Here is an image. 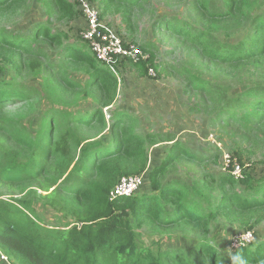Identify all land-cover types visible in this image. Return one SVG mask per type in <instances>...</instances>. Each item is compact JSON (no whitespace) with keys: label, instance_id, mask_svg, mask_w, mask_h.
Instances as JSON below:
<instances>
[{"label":"trees","instance_id":"obj_1","mask_svg":"<svg viewBox=\"0 0 264 264\" xmlns=\"http://www.w3.org/2000/svg\"><path fill=\"white\" fill-rule=\"evenodd\" d=\"M47 1L62 16L77 15L81 18L75 0L76 7L67 0ZM191 1L193 10L198 13L197 20L169 14L157 19L153 29L196 44L204 61L240 73L232 74L235 79L246 76L250 80L246 85L235 86L230 95L214 93L212 96L216 99L210 109L221 126H237L243 130L264 126V0ZM22 2L0 0V14ZM147 2L100 0V16L111 5H116L126 22L134 9ZM208 6L213 9L208 11ZM254 8L261 10L250 17L248 12ZM241 9L245 11L244 20L248 24L242 40L214 44L215 39L210 32L213 24H228L241 14ZM43 41L60 46L63 60L88 70V88L105 93L97 109L74 112L70 121L82 128L96 127L101 131L109 127V142H87L81 147L78 159L72 163L73 168L61 185L57 188L39 187L46 193L40 197L41 203L66 220V225L47 227L37 219V208L17 207L0 201V253L10 264H219L217 250L206 239L197 245L195 255L188 258L173 252H154L141 244L136 231L143 224L150 223L162 229L185 226L206 233L215 220L233 219L239 223L241 230L251 232L255 225L249 220L264 212V175L256 178L246 170L242 178L237 179L231 173L232 165L225 174L203 173L199 180L200 188L205 192L218 193L214 206L205 209L198 205L200 191L196 190L195 196H192L193 192L182 181H165L170 169L179 161L196 166L207 161L177 142L171 145L162 163L148 171L145 184L149 193L138 192L129 198L115 197L110 200L112 189L122 177L141 176L148 161L147 142L133 132L132 118L126 112L115 111L109 117L110 122L106 121L103 108L112 105L118 89L117 78L109 67L96 60L88 43L82 39V44L70 42L64 34H53L48 25L41 23H35L26 34H9L0 28V56L13 49L18 54H38L33 51L34 46ZM139 48L149 54V58L136 64L130 62V67L142 78L149 76V69L155 74L161 65L155 62L152 49L148 46ZM187 78V88L191 92L204 93L206 97L209 92L212 94L210 83L201 77L188 74ZM1 85L3 82L0 80V108L22 96L19 90ZM47 117L54 119L55 112ZM41 140L37 143L21 138V144L27 153L30 152L28 158L33 159L21 164L8 157L6 167L0 171V186L20 184L27 177L38 180L43 175L42 171L48 172L49 163L55 155H68L65 136L54 142V146L49 141L43 146ZM42 146L47 158L44 168L43 161H40L43 158ZM23 156L26 157V153ZM233 156L240 164L237 165L243 167L241 155ZM234 162L231 159V163ZM143 188L145 186L141 190ZM253 234L255 239L251 243L233 251L234 264H264V240L257 239L259 236Z\"/></svg>","mask_w":264,"mask_h":264},{"label":"rangeland","instance_id":"obj_2","mask_svg":"<svg viewBox=\"0 0 264 264\" xmlns=\"http://www.w3.org/2000/svg\"><path fill=\"white\" fill-rule=\"evenodd\" d=\"M67 1L76 7L74 0ZM93 1L101 15L100 0ZM212 9V6H208V11ZM260 10H249L248 15L253 17ZM169 14L189 17L190 20H197L198 15L192 8L191 0H148L140 8L133 10L126 22L116 5H111L100 16L101 23L124 42L151 48L155 62L161 65L154 76L144 78L138 76L127 61L112 67L118 89L112 105L103 108V113L109 123L113 112H126L132 118L133 132L146 140L148 161L141 175L162 163L171 145L177 142L194 155L207 159L197 166L179 161L165 178V181H182L193 192L192 196H195L196 190L200 191L201 197L197 196L200 201L198 205L207 209L210 205L214 206L218 193L203 191L199 180L203 173L225 174L227 157L238 163L233 155H241L243 175L246 170L256 178L264 175V126L243 130L237 126H221L215 120L210 109L212 101L216 99L212 98L214 93L230 95L235 86L246 85L250 80L246 76L235 79L232 74L237 72L204 61L199 56L196 44L164 31L156 32L153 29L155 21ZM244 17L245 11L241 9V14L228 24L214 23L210 29L215 39L213 43L241 41L244 30L248 27ZM35 23L46 24L51 33L64 34L70 42L82 44L81 18L77 15L62 16L47 0H23L21 4L0 14V28L9 34H26ZM33 51L38 54L23 55L13 49L0 56L1 86H10L22 94L13 103L0 108V171L6 167L8 157L21 164L33 159L28 158L30 152L27 153V149L21 144V138L37 143L42 139L43 146L47 141L54 146V142L65 136L69 147L68 155H55L49 163L48 172L42 171L43 175L38 180L27 177L20 184L0 186V201L17 207L37 208V219L47 227L54 228L66 225L67 221L41 203L40 197L46 193L40 191L39 187L57 188L61 185L72 170V163L78 159L81 147L87 142H109V127L101 131L96 127L82 128L70 121L74 112L97 109L103 102L105 93H97L88 88V70L63 60L61 48L55 43H37ZM143 53L148 59L149 54ZM188 74L210 83L212 94L209 92L206 97L204 93L191 92L187 88ZM52 111L55 112L54 119L47 117ZM43 146V158L40 161H43L44 168L47 158ZM23 153H26V157ZM148 191L150 192L147 185L139 192ZM249 223L255 225L251 232L241 230L239 223L233 219L215 220L206 233L185 226L162 229L150 223L143 224L136 232L141 244L154 252H173L188 258L195 255L197 245L206 239L217 250L219 264H234L233 251L241 246L239 235L254 232L259 236L257 239L264 240V212L257 217L253 216Z\"/></svg>","mask_w":264,"mask_h":264},{"label":"built area","instance_id":"obj_3","mask_svg":"<svg viewBox=\"0 0 264 264\" xmlns=\"http://www.w3.org/2000/svg\"><path fill=\"white\" fill-rule=\"evenodd\" d=\"M77 10L83 21V28L80 33V38L88 43L90 51L97 61L104 66L113 69L117 62L127 61L133 64L139 61H146L147 56L143 51L133 43H126L119 38L113 31L106 28L101 23L100 12L93 0H75ZM149 76H154L152 69L148 70ZM232 165V175L235 178H242L243 173L236 162L231 163L227 157L225 161V169ZM148 173L141 176L123 177L117 183L116 187L110 194V200L115 197L129 198L138 193L143 186H146ZM240 245L251 243L253 235L249 232L239 235ZM0 263L10 264L7 258L0 253Z\"/></svg>","mask_w":264,"mask_h":264}]
</instances>
